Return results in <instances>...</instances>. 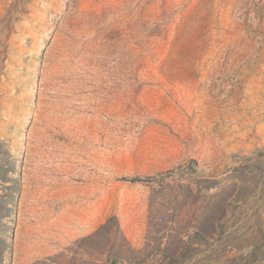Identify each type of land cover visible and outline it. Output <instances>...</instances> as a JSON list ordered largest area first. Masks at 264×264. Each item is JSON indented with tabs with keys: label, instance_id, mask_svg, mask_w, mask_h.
Instances as JSON below:
<instances>
[{
	"label": "rangeland",
	"instance_id": "obj_1",
	"mask_svg": "<svg viewBox=\"0 0 264 264\" xmlns=\"http://www.w3.org/2000/svg\"><path fill=\"white\" fill-rule=\"evenodd\" d=\"M0 264H264V0H0Z\"/></svg>",
	"mask_w": 264,
	"mask_h": 264
}]
</instances>
